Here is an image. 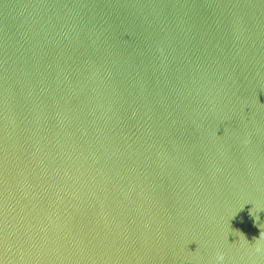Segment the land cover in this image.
<instances>
[{
	"label": "water",
	"instance_id": "water-1",
	"mask_svg": "<svg viewBox=\"0 0 264 264\" xmlns=\"http://www.w3.org/2000/svg\"><path fill=\"white\" fill-rule=\"evenodd\" d=\"M264 264V0H0V264Z\"/></svg>",
	"mask_w": 264,
	"mask_h": 264
},
{
	"label": "clouds",
	"instance_id": "clouds-1",
	"mask_svg": "<svg viewBox=\"0 0 264 264\" xmlns=\"http://www.w3.org/2000/svg\"><path fill=\"white\" fill-rule=\"evenodd\" d=\"M223 255L222 254H218L217 256V264H223Z\"/></svg>",
	"mask_w": 264,
	"mask_h": 264
}]
</instances>
